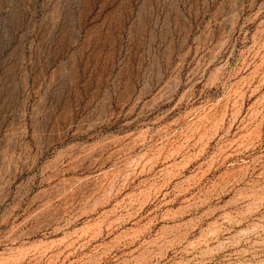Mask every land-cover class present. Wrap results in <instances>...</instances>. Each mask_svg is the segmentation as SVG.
<instances>
[{"label":"rangeland","instance_id":"1","mask_svg":"<svg viewBox=\"0 0 264 264\" xmlns=\"http://www.w3.org/2000/svg\"><path fill=\"white\" fill-rule=\"evenodd\" d=\"M0 264H264V0H0Z\"/></svg>","mask_w":264,"mask_h":264}]
</instances>
